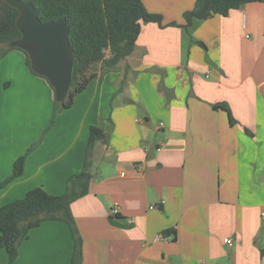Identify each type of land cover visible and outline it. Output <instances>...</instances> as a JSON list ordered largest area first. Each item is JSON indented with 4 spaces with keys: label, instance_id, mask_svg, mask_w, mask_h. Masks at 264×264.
Masks as SVG:
<instances>
[{
    "label": "crops",
    "instance_id": "obj_1",
    "mask_svg": "<svg viewBox=\"0 0 264 264\" xmlns=\"http://www.w3.org/2000/svg\"><path fill=\"white\" fill-rule=\"evenodd\" d=\"M194 4L143 0L165 24H184ZM189 33L204 47L180 27L142 24L132 54L108 72L98 65L52 121L49 83L25 67L13 74L0 93V208L36 187L62 195L97 126L105 138L89 191L71 204L80 264H264V4ZM23 155L22 175L4 184ZM73 254L67 224L50 220L29 231L13 264H72ZM0 264H9L1 247Z\"/></svg>",
    "mask_w": 264,
    "mask_h": 264
},
{
    "label": "trees",
    "instance_id": "obj_2",
    "mask_svg": "<svg viewBox=\"0 0 264 264\" xmlns=\"http://www.w3.org/2000/svg\"><path fill=\"white\" fill-rule=\"evenodd\" d=\"M20 1L32 4L42 22L65 18L69 26L68 40L73 52L70 89L63 103L55 101L53 119L57 113L69 109L76 95L84 91L89 82L96 77L97 65H100L104 72H108L132 54L142 24L154 23L160 28L180 27L189 36L190 42L204 47L203 43L194 41L190 37L189 31L195 22L207 20L213 15L226 17L231 10L239 9L246 4H264V0H195L194 7L183 13L184 24L180 25L175 22L163 23V16L148 12L143 0ZM0 10L2 12L0 45H6L9 49L14 48L10 43L21 36L15 25L18 11L5 2L1 4ZM25 55L27 56L26 53ZM27 64L30 67L28 56ZM29 70L37 75L30 68ZM50 87L53 89L51 85ZM213 108L223 109L227 112L231 125L235 123L227 105L214 104ZM104 138L105 133L102 128L90 127L83 169L68 178L66 190L62 195H50L43 188L36 187L29 190L23 198L0 208V247L7 253L9 264L15 261L18 245L28 238L29 231L50 220L67 224L74 241L72 264L81 263L82 241L72 216L71 204L88 193L92 179L90 157L95 144L103 141ZM25 156L19 157L14 162L12 175L4 184L22 175ZM173 232L168 230L163 235L174 234Z\"/></svg>",
    "mask_w": 264,
    "mask_h": 264
},
{
    "label": "water",
    "instance_id": "obj_3",
    "mask_svg": "<svg viewBox=\"0 0 264 264\" xmlns=\"http://www.w3.org/2000/svg\"><path fill=\"white\" fill-rule=\"evenodd\" d=\"M3 2L18 11L15 25L21 36L10 46L27 54L30 69L48 81L53 87L55 101L63 103L69 93L73 67L66 19L42 22L32 4L20 0H0V8Z\"/></svg>",
    "mask_w": 264,
    "mask_h": 264
},
{
    "label": "rangeland",
    "instance_id": "obj_4",
    "mask_svg": "<svg viewBox=\"0 0 264 264\" xmlns=\"http://www.w3.org/2000/svg\"><path fill=\"white\" fill-rule=\"evenodd\" d=\"M189 39V36L187 35V40ZM21 55L24 58H20ZM106 56H108V53H106ZM23 62V63H22ZM29 69L30 67L27 64V56L24 52H22L18 48H8L6 45H0V93L2 89L8 87V82H10V77L13 74H17L20 69L23 68ZM96 71L98 70V65L95 67ZM13 91V89H12ZM10 93V92H9ZM53 120V115L50 119V121ZM34 125H37L35 122ZM50 125V122H49ZM39 133V129L33 130L31 129V134H37ZM42 136L38 137L37 140H35L31 146L29 147V151L37 147L41 143Z\"/></svg>",
    "mask_w": 264,
    "mask_h": 264
},
{
    "label": "built area",
    "instance_id": "obj_5",
    "mask_svg": "<svg viewBox=\"0 0 264 264\" xmlns=\"http://www.w3.org/2000/svg\"><path fill=\"white\" fill-rule=\"evenodd\" d=\"M226 245H228V246H231L232 245V240L231 239H228V240H226Z\"/></svg>",
    "mask_w": 264,
    "mask_h": 264
}]
</instances>
